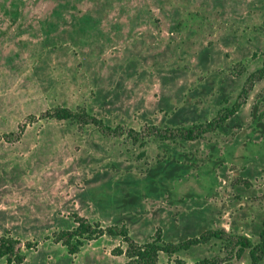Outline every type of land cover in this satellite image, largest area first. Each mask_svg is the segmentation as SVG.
Returning a JSON list of instances; mask_svg holds the SVG:
<instances>
[{"label":"rangeland","instance_id":"rangeland-1","mask_svg":"<svg viewBox=\"0 0 264 264\" xmlns=\"http://www.w3.org/2000/svg\"><path fill=\"white\" fill-rule=\"evenodd\" d=\"M263 52L264 0H0V236L21 243L22 264H125L112 252L123 242L107 235L69 256L54 237L75 214L103 228L125 225L139 244L157 228L171 243L220 228L256 243L264 78L223 126L195 141L139 145L44 119L20 129L57 107H83L109 127L138 132L205 124L234 103ZM10 133L17 137L4 141ZM163 160L185 171L149 196L146 172ZM133 189L137 202L123 206ZM223 251L211 241L157 264ZM233 264L250 263L245 255Z\"/></svg>","mask_w":264,"mask_h":264},{"label":"trees","instance_id":"trees-1","mask_svg":"<svg viewBox=\"0 0 264 264\" xmlns=\"http://www.w3.org/2000/svg\"><path fill=\"white\" fill-rule=\"evenodd\" d=\"M264 78V52L262 53L261 67L250 73L245 79L234 103L230 107H225L210 122L205 124H195L189 127H179L175 129H158L154 126L142 127L138 131L132 129L125 130L121 126L109 127L96 116L91 115L83 107L71 110L64 107H57L48 110L39 117L29 116L21 125L22 132L28 124H32L38 119L68 121L79 127L92 125L99 129L104 136L121 137L126 136L132 143L143 145L144 139L154 138L159 141H195L203 139L206 134L214 133L218 128L235 115L241 106L246 102L247 97L256 82ZM256 109V107H255ZM3 140L13 142L12 137L16 134L10 133L3 135ZM9 140V141H8ZM185 157V156H184ZM185 171L184 163L177 160L159 161L154 167L147 170L145 175V192L149 196L158 195L165 192V184L176 179L179 174ZM139 197V190L133 189L121 199L123 206L134 205ZM73 227L71 229L59 231L54 237L55 242L65 247L69 256L76 255L81 247L88 241L95 240L104 235L119 237L124 244V248H116L112 252L114 255H123L126 259L125 264H157L161 255L170 258L183 251L211 241L219 242L223 247V255H215L203 258L193 264H233V260H241L247 255L250 264H264V226L259 232L258 241L253 243L248 237L240 234H232L225 229L207 230L194 237L179 243L165 242L162 231L157 228L149 241L139 244L129 235L125 225L109 226L103 228L99 223H91L88 220L75 214L73 217ZM29 249V245H26ZM5 259L7 264H22L25 254L22 251L21 243L8 234L0 236V260ZM170 264V263H168ZM173 264H186L183 260L176 258Z\"/></svg>","mask_w":264,"mask_h":264}]
</instances>
